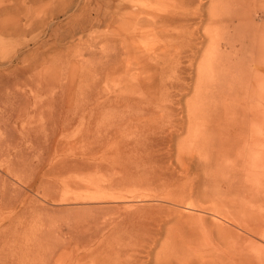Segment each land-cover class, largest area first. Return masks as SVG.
Here are the masks:
<instances>
[{"label":"rangeland","instance_id":"rangeland-1","mask_svg":"<svg viewBox=\"0 0 264 264\" xmlns=\"http://www.w3.org/2000/svg\"><path fill=\"white\" fill-rule=\"evenodd\" d=\"M125 1L128 0H121ZM119 2L0 0L1 264H50L48 248L53 246L54 233L59 235L57 244L65 237L72 238L74 242L85 243L78 247L80 253L96 250L103 256V249L107 248L104 257L114 250L126 254L130 263L135 260L137 264H156L160 260L162 264H264V242L248 231L254 229L259 231V236L264 234L263 155L258 160L260 177L233 173L230 169L233 158L224 159L225 170L227 165L228 169L220 175L208 148L205 156L204 151H196L197 147H189L193 144H177L187 138V106L195 101L203 104L196 120H201L208 112L236 110L237 99L242 100L243 112L258 102L262 113L257 112L264 130V84L257 87L244 80L240 86H227L186 80L185 84L171 90L168 97L165 90L175 83L141 81L139 87L116 91L133 110L140 108L141 114L151 111L157 120L165 106H170L175 120L182 119L181 129L171 138L167 132L163 134V144L154 148L156 164L148 167L139 163L130 167L132 179L124 190L122 186L109 192H91L90 196L103 199L95 203L58 201L65 183L85 173L60 168L55 161L58 163L68 155L69 148L75 146L78 150L82 136L101 129L102 125L107 126L125 110L126 105L117 109L105 107L98 113L90 109L94 102L100 104L101 98L107 105L112 104L116 95H113V86L125 76L130 79L128 74L112 71L119 65L114 54L119 44L115 22ZM131 2L132 8L123 10L126 16L136 14L134 10L141 3L140 0ZM208 4L206 0L204 9ZM247 4L256 31L245 28L247 44L242 51L243 67L250 63L248 41L264 39V16L257 20L254 15L264 10V0ZM124 46L126 48V44ZM125 48L116 56L117 60H124ZM135 67L132 65L130 72L133 73ZM196 67L195 64L193 70H184L188 71L185 74L194 77ZM217 87L223 89L224 94H218ZM235 88H239L237 95L232 92ZM226 106L232 107L230 111H223ZM98 173V178L109 174L103 169ZM77 191L72 188L67 194ZM187 206L204 214L188 213ZM144 211L150 215H144ZM214 215L222 221L212 219ZM85 217L96 222L90 224ZM75 248L74 243L69 246L71 252Z\"/></svg>","mask_w":264,"mask_h":264},{"label":"bare ground","instance_id":"bare-ground-1","mask_svg":"<svg viewBox=\"0 0 264 264\" xmlns=\"http://www.w3.org/2000/svg\"><path fill=\"white\" fill-rule=\"evenodd\" d=\"M207 1L209 2L208 7L204 9L206 0H140L141 3H138L134 10L136 14L131 15L128 11L130 14L126 16L123 10L132 8V2L128 0L122 3L120 0L115 9L117 40L119 44L118 47L114 49L115 61L119 62V65L112 71L123 72L124 75L128 74L130 75V79L126 76L121 78L117 85L113 86L115 91L113 95L120 89L128 90L139 87L141 81L153 84L159 82H166L165 84L175 83L173 86L167 89L165 88V94L168 97H170L171 90L185 84L186 80H194L197 83L203 84H206V82H213L227 86H231V84L240 86L244 80H247L249 84H254L257 87L264 84V67L261 66V62L264 61V39L258 37L252 39L251 42L248 41L251 47L249 57L250 63L247 67L242 66V51L243 47L247 44H245L244 33L246 29L248 31H256V28H254L250 20V12L247 10L248 1L252 2L253 0ZM254 13L255 19L257 20L264 16V10H259ZM220 29L222 33L219 32ZM125 32L127 34H125ZM230 32H233V34H230ZM125 38H127L128 41H126ZM125 44L126 48L125 46L123 47ZM123 48H125L126 56L124 60L119 61L116 59V56L121 54ZM195 64L197 67L195 72H193L194 77L190 76V73L185 74L186 71L184 72V70H193L192 68H194ZM132 65L136 66L134 69L132 68L133 73L130 72L132 70L129 69ZM254 85L252 86L254 87ZM115 87H117V90ZM217 88L219 89V87ZM239 88L233 89L232 92L237 95L236 91ZM222 90L219 89L217 93L224 94ZM224 98L223 100H225ZM100 100V104L94 102L90 109L98 113L100 109L102 110L105 107L117 109L127 104L125 103V99L118 94L115 95L113 102L111 101L112 104L109 103L110 105H107V102L102 98ZM236 102V110L230 113H222L221 110L219 111L216 109L221 113L215 111V113L208 112L201 120H196L195 117L200 113L203 104H201L200 101L191 102L189 106H187V113L185 116L188 123L186 131L187 138L183 142L177 141V144H193L189 147L192 149L197 147L196 151H204L202 154L206 153L205 151L208 148L211 153L210 158L213 159L217 168L216 171L218 170L220 175H224V172L228 169L227 165V169L225 170V164L227 162L224 163V159L233 158L234 162L230 166L233 173L235 172L237 174L240 172L244 175L247 173L260 177L258 173H261V169L258 167V160L262 159L261 155H263L264 160V130L261 127V115L258 112H261L262 107L256 102L243 112L242 100L237 99ZM226 103L229 105L230 102L228 103L226 101ZM230 105L232 106V104ZM86 107L89 106L87 105ZM220 108L222 109V107ZM230 108L226 106L223 111L225 109L230 111ZM90 109L88 110L89 112ZM85 110L82 111V113L84 112L83 118ZM248 111L250 112L247 113ZM120 115L121 116L117 115V117L112 118L107 126L103 127L104 125H102L101 129L98 128L94 132L90 130V134L82 136L81 146H78V150L75 149V146L74 148L72 147L74 151H72V148H69L68 155L61 158L58 163L55 161L56 166L59 165L60 168L70 170L74 173H85L77 178H71L64 186L62 185L63 187L60 190V195H58V201L60 203H95L103 199H99L100 197L97 196H90L89 193L91 192L100 193L107 190L109 192V190L114 191L122 186L124 190L126 187L125 184L130 180L132 175H130V167L132 165L135 167L134 164L139 163H142V166L143 164H148V167L151 166V164H156L157 152L154 148L163 144V134L167 132L166 135L171 138V136L173 137L174 133H178V130L182 127V119H179L181 120L180 122H178L177 119L175 120L176 116L170 106H165L159 120L153 118L151 111L141 114L140 108L133 110L130 104L125 106V110L121 111ZM200 126L204 128L199 131L194 130L195 127ZM204 155L206 156L207 154ZM144 167L146 166L144 165ZM102 169L106 170L109 174L106 173V176L102 175L103 177L98 178L99 175H96ZM136 169L138 170L139 168L136 167ZM113 170H116V172L111 174L110 172ZM144 174L147 175L146 173ZM142 183L146 184L145 181ZM127 187H130V185ZM142 187H144V185ZM72 188H74L75 191L79 190V192L67 194L69 189ZM136 195L137 194H135V196ZM112 204L114 203L112 202ZM86 206L88 207V204H86ZM127 210L129 211L130 209ZM186 210L188 213L201 212L204 214V212L190 206H187ZM133 212L131 213L133 214ZM146 213L144 215H146ZM136 215L139 216L137 213ZM148 215L150 214L148 213ZM90 218H92V216ZM211 218L216 221H222L221 218L215 217V215ZM87 219L86 221H89ZM90 221V224L96 222L94 220ZM248 231L264 242L263 233L259 236L258 230L254 231V229H248ZM58 236L59 235L56 233L53 234V246L51 248L49 246L48 248L49 257L51 259L50 264H137L135 260L132 261V263L128 262L126 254L115 252L114 250L109 252L107 258L104 257L106 253H108L107 251L109 249L107 250V248L103 249L105 252V255L102 254L103 256L100 254L98 255L96 250L80 253L78 247L85 244L83 241L74 242L72 238L65 237L61 243L57 244V242H59L57 240ZM73 243L76 248L71 252L69 246ZM50 249L52 252H50ZM118 250L121 251V249ZM254 261L256 262V259H254ZM159 262L161 261L159 260ZM158 263L156 262V264ZM211 263L214 264L213 262ZM138 264L140 263L138 262ZM159 264H162V262ZM181 264H183V262Z\"/></svg>","mask_w":264,"mask_h":264}]
</instances>
